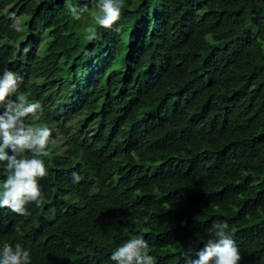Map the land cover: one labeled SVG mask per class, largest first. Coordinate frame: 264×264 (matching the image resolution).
Segmentation results:
<instances>
[{"label":"trees","instance_id":"1","mask_svg":"<svg viewBox=\"0 0 264 264\" xmlns=\"http://www.w3.org/2000/svg\"><path fill=\"white\" fill-rule=\"evenodd\" d=\"M95 10L0 0V74L43 106L25 123L52 130L43 201L0 208V251L115 264L143 235L155 264H187L226 221L239 264H264V0H124L112 29ZM8 175L0 162V191Z\"/></svg>","mask_w":264,"mask_h":264},{"label":"clouds","instance_id":"2","mask_svg":"<svg viewBox=\"0 0 264 264\" xmlns=\"http://www.w3.org/2000/svg\"><path fill=\"white\" fill-rule=\"evenodd\" d=\"M97 10L92 15L101 28L112 29L122 14L124 0H91ZM70 14L80 20L88 11V5L69 6ZM19 30V29H17ZM117 32L120 29H115ZM88 39L97 36L95 27L87 29ZM23 78L5 69L0 74V162H7L9 175L0 191V208L24 216L28 215L26 205L34 203L39 207L43 201V193L38 183L47 175L44 161L39 157L47 156V147L52 130L46 126L33 127L25 123L28 116H37L43 112L39 102L29 103L23 94L17 95ZM15 97V99H12ZM32 153L29 157L26 153ZM73 182H79L82 177L72 173ZM208 238H199L196 243L204 247L196 252L198 257H185L187 264H239L242 257L236 245L230 226L226 221H214L210 227ZM149 244L143 235H136L120 244L111 254L110 259L115 264H155L153 256L148 252ZM0 264H31L29 251L19 244L13 248L9 244L0 251Z\"/></svg>","mask_w":264,"mask_h":264},{"label":"rangeland","instance_id":"3","mask_svg":"<svg viewBox=\"0 0 264 264\" xmlns=\"http://www.w3.org/2000/svg\"><path fill=\"white\" fill-rule=\"evenodd\" d=\"M97 10H95L94 12H96ZM16 21H18V19H16Z\"/></svg>","mask_w":264,"mask_h":264},{"label":"bare ground","instance_id":"4","mask_svg":"<svg viewBox=\"0 0 264 264\" xmlns=\"http://www.w3.org/2000/svg\"><path fill=\"white\" fill-rule=\"evenodd\" d=\"M16 20V19H15Z\"/></svg>","mask_w":264,"mask_h":264}]
</instances>
